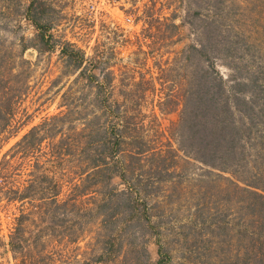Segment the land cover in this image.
Instances as JSON below:
<instances>
[{
    "label": "rangeland",
    "instance_id": "obj_1",
    "mask_svg": "<svg viewBox=\"0 0 264 264\" xmlns=\"http://www.w3.org/2000/svg\"><path fill=\"white\" fill-rule=\"evenodd\" d=\"M51 1L54 38L73 42L86 56L96 49L100 62L91 68L112 71V87L122 85L118 80L122 77L142 79L141 87L153 84L154 91L142 104L145 114L153 108L156 116L149 139L155 147L161 144V150L169 141L175 156L172 160L166 151L163 157L146 153L143 161L134 163L135 171L142 173L141 184L148 183L145 188L138 184L143 196L129 204L118 197L112 200L109 204L118 208L104 224L95 213L96 194L93 199L84 196L74 206L50 205L64 214L61 220L52 219L57 222L53 228L46 229L50 223L46 216H35L32 223L26 220L24 236L33 239V234H39L33 249L41 256L34 262L159 264L160 247V264H241L233 255L238 251L240 258L245 256L247 242L238 232L255 219L247 215L244 194L228 173L177 149L175 122L180 105L159 112L156 102L163 91L185 87L184 77H191L190 87L196 83L200 87L216 72L226 85L237 87L234 82L242 76L248 41L258 43L252 60L254 67L259 63L264 0ZM25 5L26 0H0V96L13 97L0 157L30 126L60 109V92L74 76L62 73L57 46L42 53L30 46L21 49L34 33ZM144 11L150 13L157 49H149L151 39L141 35L147 21ZM159 69L164 71L159 74ZM161 75L165 78L158 79ZM245 157L254 163L253 156ZM113 181L118 189L124 188L118 178ZM66 191L64 186L62 193ZM18 213L17 202L0 201V264L14 263L6 239Z\"/></svg>",
    "mask_w": 264,
    "mask_h": 264
},
{
    "label": "trees",
    "instance_id": "obj_2",
    "mask_svg": "<svg viewBox=\"0 0 264 264\" xmlns=\"http://www.w3.org/2000/svg\"><path fill=\"white\" fill-rule=\"evenodd\" d=\"M53 9L51 0H26L25 16L34 33L21 49L30 46L42 53L57 46L62 73L74 76L60 92V109L30 126L0 157V201L17 202L19 210L6 239L13 264H37L35 257L41 256L33 249L39 234H33V239L24 236L26 220L32 223L35 216H46L50 220L46 229L53 228L52 223L57 222L52 219L57 216L61 220L64 214L50 205L74 206L96 194L95 213L104 224L118 208L109 204L112 200L118 197L129 204L143 196L138 185L142 173L135 171L134 163L143 161L146 153L163 157L166 151L172 160L175 156L169 141L161 150V144L155 147L149 139L156 116L153 108L145 114L142 104L154 91L153 84L141 87L142 79L134 82L122 77L118 79L122 85L112 87V71L91 68L100 62L96 49L86 56L73 42L54 38ZM144 12L147 21H143L146 26L141 35L151 39L149 49H157L150 32V13ZM170 26L177 28L174 23ZM260 43L262 51L254 67L252 54L258 43L248 41L242 76L234 82L237 87L226 85L216 72L200 87L199 83L190 87L191 77H184L185 87L163 91L156 102L159 112H170L180 105L175 122L177 149L203 165L228 173L244 194L247 215L255 219L238 232L247 242L245 256L240 258L238 251L233 255L241 264H250V259L251 264H264V37ZM163 71L159 69V74ZM12 98L0 96V141L12 115ZM245 155L253 156L254 163ZM115 177L124 188L118 189ZM147 184L141 185L145 188ZM64 186L67 191L62 193ZM157 253L160 264V247Z\"/></svg>",
    "mask_w": 264,
    "mask_h": 264
}]
</instances>
